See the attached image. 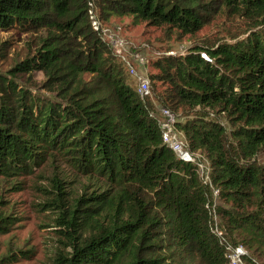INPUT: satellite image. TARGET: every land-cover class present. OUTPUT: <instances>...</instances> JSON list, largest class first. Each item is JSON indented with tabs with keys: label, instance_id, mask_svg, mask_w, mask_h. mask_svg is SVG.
I'll use <instances>...</instances> for the list:
<instances>
[{
	"label": "trees",
	"instance_id": "trees-1",
	"mask_svg": "<svg viewBox=\"0 0 264 264\" xmlns=\"http://www.w3.org/2000/svg\"><path fill=\"white\" fill-rule=\"evenodd\" d=\"M88 1L0 0V27L45 31L12 76L47 65L54 74L45 84L52 98L0 75V176L63 161L85 178L67 189L60 177L49 180L44 203L70 248L58 264H227L210 229V187L163 143L153 103L92 30ZM91 1L101 14L182 34L201 29L217 1L247 19L245 33L193 43L157 65L171 87L162 105L181 108L176 127L208 161L226 238L264 249V0ZM14 219L0 209V233Z\"/></svg>",
	"mask_w": 264,
	"mask_h": 264
},
{
	"label": "rangeland",
	"instance_id": "rangeland-1",
	"mask_svg": "<svg viewBox=\"0 0 264 264\" xmlns=\"http://www.w3.org/2000/svg\"><path fill=\"white\" fill-rule=\"evenodd\" d=\"M93 13L100 25L99 34L107 42L111 53L109 39L118 38L125 42L130 52L138 53L143 58V67L138 61L130 60L139 72L148 76L152 98L150 101L154 106H163L162 100L171 94L170 84L157 65V60L164 56L183 54L193 43L209 45L228 40L232 35L245 33L250 26L244 16L224 9L219 1L212 4L207 22L193 34H182L168 26H153L134 19L129 14L104 15L95 5ZM44 34L42 29L0 27V75L27 87L33 94L52 98L54 93L45 87V84L54 80L50 66L32 68L28 73L13 76L10 73L16 62L34 53ZM116 58L127 69L124 62L119 57ZM84 77L87 78L88 75ZM129 79L134 86L131 75ZM180 112L181 108L176 110L177 118H180ZM220 120L224 126L229 125L224 118ZM261 156L260 160L264 159V155ZM203 160L208 163L204 155ZM52 177H60V185L65 186V189L70 188L74 182L81 187V182L85 181V178L78 176L75 169L63 161L40 163L27 175L0 176V209L15 218L14 224L6 232L0 233V264H58L59 253L62 250L70 251L64 245V229H59L55 224L56 212L48 209L44 203L50 200L47 197L52 194L47 191ZM216 201L217 205L224 204L219 197ZM216 220L220 224V217L217 215ZM243 246L247 249L243 264H247L246 257L249 256L254 264H264V249L254 250Z\"/></svg>",
	"mask_w": 264,
	"mask_h": 264
},
{
	"label": "built area",
	"instance_id": "built-area-1",
	"mask_svg": "<svg viewBox=\"0 0 264 264\" xmlns=\"http://www.w3.org/2000/svg\"><path fill=\"white\" fill-rule=\"evenodd\" d=\"M94 3L88 1V18L90 26L93 31L104 41L103 37L99 34L100 25L93 13ZM107 43V42H106ZM109 45L111 46L112 53L119 57L126 66L129 74L132 76L136 85V90L142 99L151 98L150 80L146 73L139 72L137 67L131 63L132 61H138L143 67L145 62L143 58L138 54L130 52L123 40L118 38H110ZM204 58H207L205 54H202ZM130 57V58H128ZM131 59V60H130ZM149 115L155 119L161 134L163 143H165L174 155L184 161L190 162L196 166V171L201 178L202 182L207 184L211 189V204L209 209L211 212L210 229L218 238L219 243L223 246L225 256L228 259L227 264H243L244 257L247 254V249L240 243L233 244L225 235L224 228L221 227L216 220L215 205L217 203L218 189L211 184L210 181V167L209 164L204 162L203 155L200 150L191 151L188 143L182 133L176 127V116L167 107L154 106L148 109ZM209 203V202H208ZM208 203L206 206H208Z\"/></svg>",
	"mask_w": 264,
	"mask_h": 264
}]
</instances>
